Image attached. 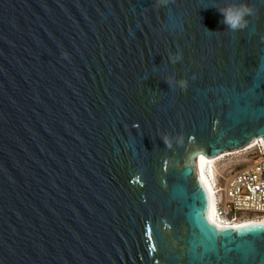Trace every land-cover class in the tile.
Here are the masks:
<instances>
[{"label": "water", "instance_id": "water-1", "mask_svg": "<svg viewBox=\"0 0 264 264\" xmlns=\"http://www.w3.org/2000/svg\"><path fill=\"white\" fill-rule=\"evenodd\" d=\"M257 139L264 0H0V264H264L198 170Z\"/></svg>", "mask_w": 264, "mask_h": 264}, {"label": "built area", "instance_id": "built-area-1", "mask_svg": "<svg viewBox=\"0 0 264 264\" xmlns=\"http://www.w3.org/2000/svg\"><path fill=\"white\" fill-rule=\"evenodd\" d=\"M260 140L237 151L254 148L257 156L240 168L231 169L226 177L217 166L221 158L215 160L216 168L211 179L215 213L227 225L244 220L264 221V143Z\"/></svg>", "mask_w": 264, "mask_h": 264}, {"label": "clouds", "instance_id": "clouds-1", "mask_svg": "<svg viewBox=\"0 0 264 264\" xmlns=\"http://www.w3.org/2000/svg\"><path fill=\"white\" fill-rule=\"evenodd\" d=\"M158 3L167 5L169 3V0H158ZM218 11L223 16L222 23L226 25V29L232 32H238L246 29L250 23L249 19L247 18L254 17L257 14V10L254 7L245 3L226 4L222 7H219ZM181 58L182 54H178L176 57L173 58V62ZM179 85L182 89L186 88L187 81L185 79H181L179 81ZM178 142H182V137L178 138ZM164 143H166L168 147L172 146V141L169 140L167 137L164 138Z\"/></svg>", "mask_w": 264, "mask_h": 264}, {"label": "bare ground", "instance_id": "bare-ground-1", "mask_svg": "<svg viewBox=\"0 0 264 264\" xmlns=\"http://www.w3.org/2000/svg\"><path fill=\"white\" fill-rule=\"evenodd\" d=\"M262 143H264V140L261 139L260 140ZM237 152V151H236ZM232 153V152H231ZM228 153H224V154H220V155H217V156H205V157H201L199 156L198 157V170H199V174H200V177L207 189V192H208V206H209V218L212 222V224L217 227V228H226V226H232L234 228L236 227H239V226H243L245 224H248L249 222H252V220H244V221H240V222H235L234 224L232 225H227L223 222H221L217 216H216V213H215V208H216V205H215V194H214V191H213V184H212V175L214 174V171H213V163L215 162V160L217 158H221L222 156L226 155ZM255 222V220L253 221Z\"/></svg>", "mask_w": 264, "mask_h": 264}, {"label": "rangeland", "instance_id": "rangeland-1", "mask_svg": "<svg viewBox=\"0 0 264 264\" xmlns=\"http://www.w3.org/2000/svg\"><path fill=\"white\" fill-rule=\"evenodd\" d=\"M256 150L254 148L243 150L239 152L228 153L221 157L218 162V167L220 168L221 174L226 177L231 169H238L242 165H244L247 161L253 160L256 158L257 154H255ZM216 164L213 163V171H215ZM254 220H252L253 222ZM256 221V220H255Z\"/></svg>", "mask_w": 264, "mask_h": 264}, {"label": "snow or ice", "instance_id": "snow-or-ice-1", "mask_svg": "<svg viewBox=\"0 0 264 264\" xmlns=\"http://www.w3.org/2000/svg\"><path fill=\"white\" fill-rule=\"evenodd\" d=\"M240 227H244V226H240Z\"/></svg>", "mask_w": 264, "mask_h": 264}]
</instances>
